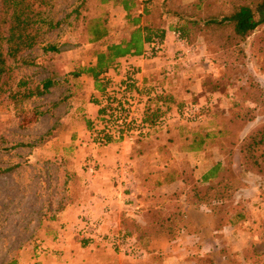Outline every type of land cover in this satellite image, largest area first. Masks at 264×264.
<instances>
[{"label": "rangeland", "instance_id": "rangeland-1", "mask_svg": "<svg viewBox=\"0 0 264 264\" xmlns=\"http://www.w3.org/2000/svg\"><path fill=\"white\" fill-rule=\"evenodd\" d=\"M44 1L46 19L61 23L52 29L47 23L44 42L23 53L21 57L26 62L0 80V87L5 82L7 90L0 97V264L12 259L17 264H264V175L247 171L239 151L241 140L264 124V102L248 104L253 118L237 137L233 168L238 181L231 177L232 183L217 184L216 179L217 185L208 189L201 180L213 164L225 159L229 149L223 144L227 136L208 137L198 151L189 144L195 134L200 139L207 132L217 133L225 127L237 87L249 81L264 94V24L234 51L209 49L203 39H198L193 44L186 40L185 47L176 44L174 52L165 54L164 40L163 52L156 58H146L152 60L151 68L161 85L171 90L169 94L175 98L170 105V122L148 138L156 150L170 143L171 157L181 170L190 171V178L150 192L143 190L142 183L122 188L133 195L118 196L115 211L121 217H111L107 222L108 218L94 217L82 208L87 179L82 175L77 182L69 180V173L82 174L81 166L85 164L97 166L94 173L88 172L90 177L102 166L98 158L102 147L93 141L87 128V120L93 114L90 105L95 102L97 91L95 81L88 76L74 78L69 73L88 66L95 59V51L103 47L88 42V32L83 39L86 19L108 16L107 40L119 42L129 34L125 12L112 2L103 4L101 0H88L84 6L83 0ZM1 9L0 0V23ZM168 20L170 24L175 21ZM0 33L7 34L1 24ZM47 43L58 44L60 51L48 52L44 49ZM231 62L238 69H232ZM140 77L137 89L146 102L149 96L142 69ZM48 78L55 83L43 95L23 100L9 97L14 90L24 92ZM22 81L26 85L19 86ZM214 83L219 87L215 88ZM190 104L202 107L203 117L197 123L175 116L178 108ZM155 155L149 153L145 158L154 161ZM197 183L203 200L191 205L187 196ZM66 193L74 197L68 199ZM67 200L68 208L59 211L60 203ZM149 207L174 210L177 234L174 238H152L143 250L139 242L122 237L119 230L123 214L144 225L142 213ZM237 214H245L246 220L228 224ZM53 215L57 217L52 218ZM116 221L120 222L117 226ZM91 222L97 224V231L89 230ZM116 237L128 241L116 248L112 243ZM87 238L93 240L82 245ZM134 245L141 253L131 252Z\"/></svg>", "mask_w": 264, "mask_h": 264}, {"label": "trees", "instance_id": "trees-1", "mask_svg": "<svg viewBox=\"0 0 264 264\" xmlns=\"http://www.w3.org/2000/svg\"><path fill=\"white\" fill-rule=\"evenodd\" d=\"M87 1L83 0L82 5L84 6ZM101 2L103 4L112 2L113 5L120 7L125 12L129 34L119 42L107 40L110 35L108 16L86 19L88 22L82 34L83 39L84 33L88 32L90 35L88 42L98 43L103 47L95 51V59L88 66L78 67L69 73V76L74 78L88 76L95 81L99 95L95 96L93 103L98 107V115H101L104 110L103 95L106 89L112 82L124 81L125 78L101 81L104 78L103 75L111 70L117 71L122 58L129 56L145 57V52L152 48L157 39L165 40L169 29L181 31L189 44L196 43L198 39H203L209 49L215 48L220 52H230L244 43L264 24V0H195L192 3H186L183 0H101ZM44 3V0H1L2 20L0 24L5 26L7 34L0 33V80L4 76H11L15 66L26 62L21 57L23 53L44 42L49 30L46 28L47 23L51 29L61 23L58 21L54 24L53 21L46 19ZM80 16L81 12L78 9L77 17ZM170 18L175 19L173 24H170L168 20ZM44 49L48 52H58L61 48L58 44L47 43ZM243 51L240 48V52L243 53ZM158 55L160 53L155 52L151 59ZM229 66L234 70L238 69V65L233 62ZM26 83V81H22L19 86L26 85ZM54 83L53 79L48 78L24 92L14 90L10 92L9 97L15 100H23L34 95L40 96L47 93ZM143 84L149 96L144 102L141 117V123L146 130L140 132V136L136 139L133 157L142 156L145 160L142 161L143 164L139 169L140 183L143 184L144 191L150 192L154 188L184 183L187 181V177L190 178V171L181 170L176 159L171 157L172 146L170 143L156 150L148 138L152 132L160 130L161 119L172 111L170 105H173L175 98L170 96L171 90L168 91L166 86L161 85L155 71L143 77ZM214 85L215 88L219 87L218 83H214ZM134 89L135 87L132 86L130 91L135 92ZM6 91L5 82H3L0 87V97ZM137 91L138 89H136ZM236 95L238 100H234L231 112L226 118L225 127L217 133L207 132L200 139H198V134H195L194 140L189 143L192 150L198 151L208 137L213 136V138L218 139L221 137L220 134L227 136V141L223 144L229 149L225 159L213 164L202 175V183H205L208 189L211 188V185L214 187L227 181L229 184L232 183L231 177L237 180L233 168V159L238 134L246 122L253 118L248 104L264 102L262 90L249 81L236 88ZM190 125L193 126V124ZM87 128L90 133L93 132L95 129L94 119L87 120ZM93 141L100 145L99 147H103L117 140L108 137L105 140L94 138ZM239 151L242 164L247 171L264 175V124L251 131L241 140ZM149 153L156 154L153 158L154 161L152 158H145L146 154ZM154 163H160L161 166L154 165ZM155 166L158 168H154ZM81 168L82 174L76 171L69 173V180L74 179V182H77L79 176L82 177V175L83 178H86L88 170L86 166H81ZM216 182L217 184H215ZM191 191L190 196H187V202L191 205H198V200H203L200 192H198V183L193 185ZM64 196L68 199L74 197L67 193ZM68 206V200L62 201L58 210L65 211ZM172 211H167L161 207H149L143 213L144 225L135 218L123 214L121 229L119 230L120 235L126 239L132 238L136 243L139 242V246L143 250L148 248L152 238L156 239L162 236L174 238L177 234L174 229L177 214L175 215V211ZM55 217L57 215L52 216V218ZM246 217L245 214H237L228 221V224L235 225L245 221ZM224 226L225 224L220 228ZM92 240L93 238L83 239L82 245L85 246ZM4 264H17V260L12 259Z\"/></svg>", "mask_w": 264, "mask_h": 264}, {"label": "crops", "instance_id": "crops-1", "mask_svg": "<svg viewBox=\"0 0 264 264\" xmlns=\"http://www.w3.org/2000/svg\"><path fill=\"white\" fill-rule=\"evenodd\" d=\"M176 44L171 31L168 30L165 38V54L174 52L177 49ZM151 62V59H146L144 56H129L122 58L118 70H111L104 74V78H102L101 81L108 79L121 80L125 77L128 68L131 66L141 68L142 77H145L150 74V72L154 71L151 68ZM95 92L96 95H99V90ZM90 108L93 111L90 117L94 119L98 115V107L92 103ZM135 147L136 144L115 141L99 149L98 158L102 166L97 174L91 177L88 176L89 174H86L88 189H86L87 192L85 196L87 197L86 201L82 203V208L94 217L103 219L108 218L107 222H109L111 217H113L114 220H119L121 214L115 211L117 201H119L118 196L131 197L133 195L132 192H125L121 189H125L126 187L134 188L141 184L139 169L144 159L142 156L133 157ZM136 196H140V194ZM99 205H103L104 209H101ZM142 222L145 224V221ZM119 223L120 222H117L116 226L119 225Z\"/></svg>", "mask_w": 264, "mask_h": 264}, {"label": "built area", "instance_id": "built-area-1", "mask_svg": "<svg viewBox=\"0 0 264 264\" xmlns=\"http://www.w3.org/2000/svg\"><path fill=\"white\" fill-rule=\"evenodd\" d=\"M177 44L181 47L186 46V39L179 30L171 32ZM164 44L161 39H157L152 48L145 52V58H152L155 52L162 53ZM141 69L135 66L128 68L127 75L124 81L113 82L105 91L103 95V113L94 118L95 129L91 133L92 139L101 138L102 140L108 137L114 138L119 142H127L135 144L136 139L140 136V132L145 131L146 128L141 123L142 109L144 102L142 101L136 89L140 86ZM135 87V92L130 91L131 87ZM202 107L198 104H190L178 108L175 116L178 119H187L191 122L197 123L202 119ZM174 116V117H175ZM171 114H168L161 119L159 125L164 126L171 120ZM89 173H94L96 164H85ZM91 232L97 231V224L91 222L89 224ZM121 238V239H119ZM113 238L112 243L116 248L124 241L122 237ZM140 252L132 247L131 252ZM141 253V252H140Z\"/></svg>", "mask_w": 264, "mask_h": 264}]
</instances>
